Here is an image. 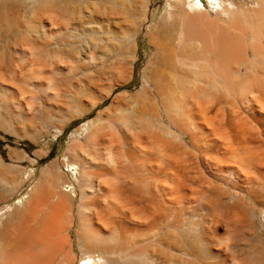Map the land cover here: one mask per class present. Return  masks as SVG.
Returning a JSON list of instances; mask_svg holds the SVG:
<instances>
[{"label":"bare ground","instance_id":"1","mask_svg":"<svg viewBox=\"0 0 264 264\" xmlns=\"http://www.w3.org/2000/svg\"><path fill=\"white\" fill-rule=\"evenodd\" d=\"M0 131V264H264V0H0Z\"/></svg>","mask_w":264,"mask_h":264},{"label":"rangeland","instance_id":"2","mask_svg":"<svg viewBox=\"0 0 264 264\" xmlns=\"http://www.w3.org/2000/svg\"><path fill=\"white\" fill-rule=\"evenodd\" d=\"M145 49H146V43L144 41H142L141 42V52L144 53ZM66 143H67L66 139H63L62 141L53 139L51 141V147H52L53 155L54 156L60 155V153L62 152ZM5 144H6V141L3 139L2 135H1V131H0V151L4 152Z\"/></svg>","mask_w":264,"mask_h":264}]
</instances>
